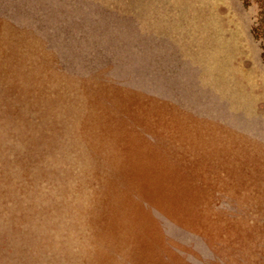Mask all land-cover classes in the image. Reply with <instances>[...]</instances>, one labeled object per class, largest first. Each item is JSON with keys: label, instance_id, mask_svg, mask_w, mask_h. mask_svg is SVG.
<instances>
[{"label": "rangeland", "instance_id": "rangeland-1", "mask_svg": "<svg viewBox=\"0 0 264 264\" xmlns=\"http://www.w3.org/2000/svg\"><path fill=\"white\" fill-rule=\"evenodd\" d=\"M0 264H264V0H0Z\"/></svg>", "mask_w": 264, "mask_h": 264}]
</instances>
